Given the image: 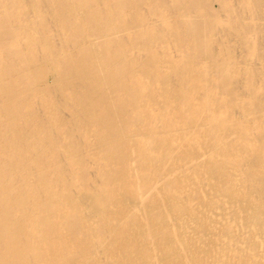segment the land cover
Segmentation results:
<instances>
[{"label": "bare ground", "instance_id": "bare-ground-1", "mask_svg": "<svg viewBox=\"0 0 264 264\" xmlns=\"http://www.w3.org/2000/svg\"><path fill=\"white\" fill-rule=\"evenodd\" d=\"M0 264H264V0H0Z\"/></svg>", "mask_w": 264, "mask_h": 264}]
</instances>
